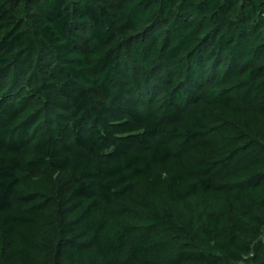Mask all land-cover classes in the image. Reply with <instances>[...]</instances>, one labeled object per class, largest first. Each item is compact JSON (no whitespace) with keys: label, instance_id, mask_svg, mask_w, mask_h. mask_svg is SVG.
I'll use <instances>...</instances> for the list:
<instances>
[{"label":"trees","instance_id":"1","mask_svg":"<svg viewBox=\"0 0 264 264\" xmlns=\"http://www.w3.org/2000/svg\"><path fill=\"white\" fill-rule=\"evenodd\" d=\"M0 264H264V0H0Z\"/></svg>","mask_w":264,"mask_h":264}]
</instances>
